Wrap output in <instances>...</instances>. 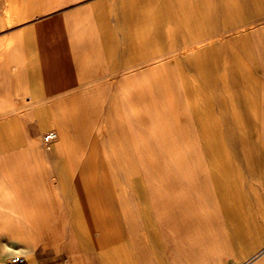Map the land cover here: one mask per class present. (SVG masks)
Instances as JSON below:
<instances>
[{
	"label": "bare ground",
	"instance_id": "bare-ground-1",
	"mask_svg": "<svg viewBox=\"0 0 264 264\" xmlns=\"http://www.w3.org/2000/svg\"><path fill=\"white\" fill-rule=\"evenodd\" d=\"M188 1L151 22L163 39L114 96H34L0 118V158L23 162L1 178L19 182L0 195V254L19 241L31 258L68 224L100 238L141 224L155 239L178 225L194 264H264V18L247 31L245 17L264 2Z\"/></svg>",
	"mask_w": 264,
	"mask_h": 264
},
{
	"label": "crops",
	"instance_id": "crops-1",
	"mask_svg": "<svg viewBox=\"0 0 264 264\" xmlns=\"http://www.w3.org/2000/svg\"><path fill=\"white\" fill-rule=\"evenodd\" d=\"M57 1L58 5H66L73 0H8L7 9L4 8L3 15L0 16V26L10 20V25L15 28L10 27L12 30L0 36V96L42 94L51 96L50 91L57 94L56 92L65 86L70 90L69 96H114L119 90L118 83L123 77L121 74L134 70L135 65L150 59L153 51L152 42L163 39V33L152 35L151 22L158 24L163 22L165 17L173 15L163 7L178 2V0H122L118 6L116 5L118 8H115L114 3L107 4L105 1L97 0V4L101 2L99 6H94V2L77 9L89 10L87 16H75L69 20L58 21L53 29L48 26L49 20L41 21L39 16L36 17L39 19L36 21L31 15L32 12L28 13L29 7L36 5L49 11L53 9L50 6H56ZM158 1L163 4H157ZM205 1L209 0L188 2L198 4ZM229 1L232 0H222L224 4ZM236 1L244 5L264 2V0ZM48 11L46 14L50 13ZM11 12L14 13L13 19ZM245 17L251 19L249 22H255L246 28L249 31L252 24H257L264 18V13H247ZM124 34L125 40L121 41L120 38H123ZM137 53L147 56L136 60L134 55ZM154 53H163V49ZM145 65L143 63V66ZM263 70L264 66L259 72L257 69L261 96H264ZM29 72L31 81L27 78ZM76 75L84 76L82 84L74 86L70 84L71 81L67 82L68 77ZM103 84L106 87L103 88ZM45 85L56 86L48 89ZM64 92H67L65 88L60 93ZM12 116V109L3 107V110H0V118ZM21 164L23 162L18 159L0 158V195L3 188L10 184L8 181L13 184L19 182L15 179L9 180V177L2 181L1 178L6 175L5 171ZM3 206L4 204L0 203V210ZM65 222L66 219L59 221L56 229L65 226ZM140 225L120 226L121 231L115 232L114 236L100 238L99 232L96 231L84 233L83 237H79L77 231H70L71 227L68 224L63 234L50 235L42 239L47 241L46 243H41L40 240L31 246V263L45 264L41 263L39 258L40 245L42 249L51 250L54 248H46L45 244L49 246L58 244L64 246L65 253L62 262L57 264H194L189 260V252L184 249L182 233L180 236L181 227L163 226V232L160 233L162 237L155 239L148 236L146 226ZM222 258L219 263L215 261L216 264L238 262L235 257L227 254ZM9 261L6 264H10Z\"/></svg>",
	"mask_w": 264,
	"mask_h": 264
},
{
	"label": "rangeland",
	"instance_id": "rangeland-1",
	"mask_svg": "<svg viewBox=\"0 0 264 264\" xmlns=\"http://www.w3.org/2000/svg\"><path fill=\"white\" fill-rule=\"evenodd\" d=\"M96 1L97 0H73V1H70L66 5H62V4L58 5L59 1H57L56 2V6L55 5H51L50 8H53V9H51L49 11L46 8H43V7H40V6L36 5V6L29 7L30 10H29L28 13L32 12L31 15L35 17L36 21L39 20V19L36 18V17H39V16H40L39 18L42 19L41 21L49 20L48 26H49V28L53 29L55 23H57L58 21L69 20L71 18H74L75 16H80V17L87 16L89 10H82V11H78L77 10L82 5H90V4H93L95 2L94 6H99L102 1H105L107 4L109 2L110 3H114L115 8H118L117 6H118V4H120V2L122 0H101V2H98V4H97ZM7 3H8V0H0V16L3 15L4 8H5V10L7 9ZM27 7H28V5H27ZM32 9H35V10L32 11ZM47 11L50 12V13L46 14ZM252 23H255V22H252ZM19 25L22 26L21 24H19ZM250 25L251 24H248L246 26V28H249ZM10 27L15 28L12 24L10 25V20H8L5 25L0 26V36L8 33L9 30H12V28H10ZM41 27L43 28V26H41ZM125 37H126V35L124 34L123 38H120V40L124 41ZM27 78L31 81V72H29ZM84 80H85L84 76L80 77L79 75H76V76H73V77H68L67 82L71 81L70 84L75 86V85L82 84L84 82ZM45 86L48 89H51V88H53L56 85H50V86L45 85ZM64 88H65V90H67V92L66 93L65 92L64 93H60L62 90H64ZM56 93L57 94L52 93L50 91L49 95H51V96H56V95L57 96H69L70 90H68V87L65 86V87L61 88ZM41 96H43V94ZM33 98H34V96H0V105L2 106V108L0 110H3V107H7L8 110H11V109L12 110H14V109L22 110V109H24L22 111H25V108H27L26 105H28L27 103L30 102L31 100H33ZM27 125L29 126V128L30 127L31 128L32 127L36 128L35 127L36 126V120L35 119L30 120ZM49 130H52V129H49ZM49 130L44 131L43 136ZM51 158L52 157H50V161H53V158L52 159ZM40 242L46 243L47 241H42L41 240ZM9 243L12 244V246L14 248H16V250H18V249L21 250V246L22 245L20 244L19 241H15L13 243L9 242ZM39 247H40V251H39L40 257L39 258H40L41 263L57 264V263L62 262V260L64 258V253H65L64 249H63L64 246H60L58 244H54V245H50L49 246L48 244H45L44 247H46V248L47 247H49V248L53 247L54 248V249H51V250L50 249L49 250L42 249V245H40ZM16 250H12L9 253L7 252V254H4V255L0 254V255H2V256H0V260H2L1 264H6V262H8L9 260H10L9 262L11 264V259L14 256L18 255V254L22 255L24 257V259H25L24 264H32L29 251L23 252V250H21V251L20 250L16 251ZM232 260H234V259H232Z\"/></svg>",
	"mask_w": 264,
	"mask_h": 264
},
{
	"label": "built area",
	"instance_id": "built-area-1",
	"mask_svg": "<svg viewBox=\"0 0 264 264\" xmlns=\"http://www.w3.org/2000/svg\"><path fill=\"white\" fill-rule=\"evenodd\" d=\"M54 136H55L54 131L49 132L48 134H46V139L50 138V140H51V139H53L52 137H54ZM47 142H48V140H47ZM24 261H25L24 257L22 255L18 254L11 259V264H24ZM232 264H240V263L233 262Z\"/></svg>",
	"mask_w": 264,
	"mask_h": 264
}]
</instances>
